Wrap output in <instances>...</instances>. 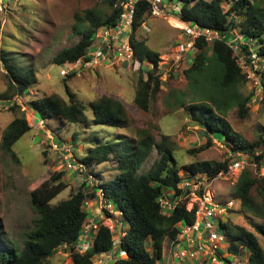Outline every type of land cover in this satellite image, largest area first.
I'll return each mask as SVG.
<instances>
[{
    "label": "trees",
    "instance_id": "16d2710c",
    "mask_svg": "<svg viewBox=\"0 0 264 264\" xmlns=\"http://www.w3.org/2000/svg\"><path fill=\"white\" fill-rule=\"evenodd\" d=\"M169 1L180 4V20L225 37L216 39L212 44L205 38L198 39L195 43L197 51L193 54L194 58L190 57L191 62L184 71L188 82L199 97L191 99L199 104H193L190 111L194 123L206 128L205 135L208 141L199 149L200 151L210 148L212 140L216 141L215 134L220 131L225 135V140L216 142L225 144L232 153L248 155L252 163L256 164L255 174L254 171L245 169L239 175L235 187L242 209L260 221L253 223V228L264 237V205L255 203L252 195L253 190L257 189L260 195L264 196V176L261 175L264 168L262 151L264 139L260 136L259 140L249 143L226 120L228 111L235 104L241 119H245L250 111L251 100L250 96L237 98L238 89L243 87L248 79L229 42L233 31L236 30L246 39L241 48L248 62L252 45L256 47L258 55L264 57V1L252 3L250 0H229V9L223 7L225 0ZM108 3L110 10L107 13L85 12L91 24L77 31L80 41L59 51L53 58L54 64L73 63L85 57L94 45L97 30L117 23L122 10L116 6L118 0H108ZM150 16V5L145 1L139 2L136 7L131 44L135 49V57L142 63V67L137 71L141 74L135 89L134 104L143 112L150 111L163 84L159 74V53L149 48L148 39L137 38V31ZM77 19L83 21L79 17ZM0 61L10 79L8 90L0 94V101L11 99L15 95L24 96L37 79L12 67L9 53L1 49V41ZM146 61L153 65L152 69L143 66ZM65 88L70 98L69 102L59 95H51L30 102V109L41 119L54 120L62 125L88 122L84 104L76 101L70 89L66 86ZM217 89L221 90L220 93ZM90 108L96 125L121 129L131 122L125 106L112 97L102 96L92 102ZM30 130L31 126L24 116L15 118L3 133L1 150L15 157L14 145ZM138 135V140L122 138L106 144L96 138V144L87 149L82 162L86 169L113 162L118 172L113 179L107 182L100 180V185L96 187L94 185L91 195L86 192L87 184L83 183L69 199L52 205V201L67 188V185L62 182L46 181L32 190L30 201L38 217L22 248L6 246L0 221V264H44L62 245L69 246L72 264H94L93 259L96 256L112 252H115L116 256L126 254L125 259L121 258L113 264L161 263L164 259L166 241L173 243L181 233V225H192L195 222V212L187 210L190 202L189 191L181 188L183 181L179 176L181 169L186 170L191 178L206 175L212 180L228 172L232 159H226L222 163L193 162L179 166L169 136L163 135L158 141L150 129H139ZM155 152L158 159L149 170L142 172L145 163ZM99 188L103 190L106 202L113 206L115 212L121 213L122 221L129 226V230L117 245L111 230L100 225L93 246L81 254L76 247L87 224L85 203L88 199H98ZM168 192L172 194L169 195ZM162 200L168 201L170 209L165 210ZM221 227L227 237L226 251L232 257H238L246 250L249 252V264H264V249L254 233L243 227L233 228L228 222L221 224ZM148 242H151L150 250ZM226 262L231 264L228 259Z\"/></svg>",
    "mask_w": 264,
    "mask_h": 264
},
{
    "label": "rangeland",
    "instance_id": "374dc122",
    "mask_svg": "<svg viewBox=\"0 0 264 264\" xmlns=\"http://www.w3.org/2000/svg\"><path fill=\"white\" fill-rule=\"evenodd\" d=\"M250 1L253 3L258 0ZM163 2L170 7L169 0ZM229 2L225 0V9H229ZM175 5L180 7V4ZM109 10L108 0H0L1 49L9 53L10 64L16 71L33 75L37 79L24 96L15 95L11 99L0 101V221L3 239L8 247L22 248L28 234L33 230L38 214L31 204L30 193L44 182H62L67 185L52 201V205H56L69 199L83 183L87 184L86 192L91 195L94 185H100V180L107 182L115 177L118 172L113 162L93 166L91 169H86L82 163L87 149L96 144V138L105 144L122 138L138 140L139 129H150L158 141L163 135L170 137L169 142L179 166L193 162L222 163L231 158L230 149L225 144L216 142L225 140V135L220 131L215 134L216 141L212 140L210 148L199 150L204 147L208 138L205 135L206 128L194 123L190 111L193 104H199L191 100L199 97L184 74L190 62L189 56L194 58L193 52L186 53L187 59L184 57L177 61L184 37L183 23L177 20V12L172 11L171 17L166 18L150 16L145 23L150 32L144 30V23L137 31V38L148 39L149 48L160 55L159 74L163 84L149 112L137 109L134 104L135 89L141 72H135L127 64L111 63L72 79L60 75L64 65L54 64L53 58L59 51L80 41L77 31L91 24L85 12L104 14ZM78 17L83 21H78ZM151 65L146 61L143 66L152 69ZM9 83L8 72L0 61V94L8 90ZM65 86L70 89L74 99L86 107L88 122L62 125L54 120H43L30 109V102L51 95H59L69 102ZM254 89L255 82L251 80L237 92V98L251 97L250 111L245 119H241L236 104L226 115L232 128L249 143L259 140L260 136L264 139V100L259 101L256 95H252L255 93ZM217 91L220 93L221 90ZM102 96L119 100L127 109L131 122L121 129L94 124L90 104ZM228 97L229 94L227 99ZM5 101L14 102V105L8 108ZM22 116L26 118L31 130L14 145L16 156L13 157L1 150L3 133L15 118ZM157 159L155 152L145 163L142 172L149 170ZM253 170L250 169L252 172ZM261 174L264 176V169ZM179 176L185 179L190 174L181 169ZM238 178L239 175L236 174L224 175L206 187L208 184L205 182L209 181L206 176L201 175L200 185L204 190H210V197L219 203L234 201L235 207L225 216L227 222L233 228L243 227L254 233L264 249V237L253 228V223L260 221L247 214L238 201L235 187ZM102 191L99 188L97 200L88 199L85 203L88 224L84 227L85 235L83 232L79 239L80 244L76 247L81 254L88 250L90 244H94L100 225L111 230L117 245L129 230V226L122 221L120 212H114L109 206L104 208L108 203ZM168 194L171 195L172 192ZM252 195L255 203L264 205V196L257 189L253 190ZM94 225L98 227L96 231ZM90 230L93 233L89 238L87 231ZM150 244L151 242L147 244L149 250ZM175 247L171 241H166V258L159 264H178L173 257ZM226 248L227 242L216 254L218 262H213L212 256L202 254L198 259L179 264H228L227 259L231 264H249L248 251L243 250L240 256L232 257ZM71 257L69 246L62 245L44 264H72ZM121 258L125 259L126 255L116 257L115 252H112L96 256L93 262L113 264Z\"/></svg>",
    "mask_w": 264,
    "mask_h": 264
},
{
    "label": "built area",
    "instance_id": "2783aa9c",
    "mask_svg": "<svg viewBox=\"0 0 264 264\" xmlns=\"http://www.w3.org/2000/svg\"><path fill=\"white\" fill-rule=\"evenodd\" d=\"M141 1H145L150 5L151 16L153 18L171 17L172 11L178 13L177 20L183 23L182 30L184 35L182 49L177 56L178 62L184 59V57L187 59L186 53L190 51L195 54L197 51L195 43L198 39L205 38L210 44L216 39H225L224 36H220L217 32L203 29L198 25L180 20V7L178 8L175 4L171 3L170 7L169 5L167 7L163 0H118L116 6L121 7L122 10L117 19V23L115 25L100 27L95 35L94 45L86 56L78 59L76 62L63 64L64 68L61 70L60 75L64 78L69 76H81L82 73L90 71L91 69L98 70L111 63L115 65L117 62L127 64L135 72L139 71L142 67V63L135 57V49L131 44V35L136 16V7ZM143 28L147 32H150L149 27H147L145 23L143 24ZM232 34L229 46L238 58L239 65L244 73L247 74L248 82L251 80L255 82L254 96L256 95L259 101H263L264 57L259 56L256 47L252 45L249 55L250 62H248L241 48L242 45L245 44L246 39L236 30L233 31ZM239 53H241V55H239ZM190 56L188 62H191ZM2 104H4V102ZM13 104L14 102L5 101V105H8V108L13 106ZM230 154L232 162L228 172L226 174L222 173L218 177H223L224 175L231 176L233 174L240 175L245 169L252 168L254 172L257 170L256 164L252 163L248 155L241 153L235 154L232 152ZM200 178L201 176L183 178L181 183V188L184 191H189L190 202L187 205V210L195 212V222L192 225H181V233L178 235L176 241L172 243L173 246H176L173 257L178 264L188 260L198 259L202 254L212 256V261L218 262L216 254L221 251L222 245L227 242L225 230L221 227V224L227 223L228 219L225 218V216L235 207V202L227 201L222 204L217 202L215 198H211L208 192L210 190L206 188L204 190V187L200 185L202 184ZM206 178L209 181L205 182L208 184L206 187L217 179L211 180L207 176ZM198 187H200L201 192ZM162 205L165 209H170L168 201L162 200ZM107 206L113 209V206L109 204H106L104 208ZM94 229V231H96L98 227L94 225ZM83 232L85 235V231ZM92 233V230L87 231V237L90 238ZM92 246L93 245L90 244L89 248ZM121 255L126 254L121 253Z\"/></svg>",
    "mask_w": 264,
    "mask_h": 264
},
{
    "label": "crops",
    "instance_id": "0c3cea01",
    "mask_svg": "<svg viewBox=\"0 0 264 264\" xmlns=\"http://www.w3.org/2000/svg\"><path fill=\"white\" fill-rule=\"evenodd\" d=\"M165 254H166V250H164V259H163V261L162 262H164L165 261Z\"/></svg>",
    "mask_w": 264,
    "mask_h": 264
},
{
    "label": "clouds",
    "instance_id": "9594fccd",
    "mask_svg": "<svg viewBox=\"0 0 264 264\" xmlns=\"http://www.w3.org/2000/svg\"><path fill=\"white\" fill-rule=\"evenodd\" d=\"M70 77V76H69ZM65 78H67V77H65Z\"/></svg>",
    "mask_w": 264,
    "mask_h": 264
}]
</instances>
